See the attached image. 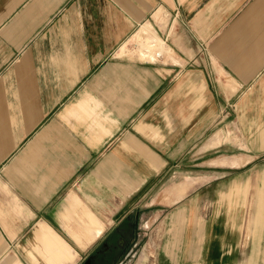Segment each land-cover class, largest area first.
<instances>
[{
  "label": "crops",
  "instance_id": "crops-1",
  "mask_svg": "<svg viewBox=\"0 0 264 264\" xmlns=\"http://www.w3.org/2000/svg\"><path fill=\"white\" fill-rule=\"evenodd\" d=\"M228 115H264V0H0V264H23L7 256L21 240L32 264H72L52 226L86 251L104 228L96 211L114 215L168 169L209 177ZM259 177L242 264L264 257ZM196 181L175 185L172 203ZM204 190L202 216L186 204L185 245L164 231L160 253L231 263L242 202ZM152 204L135 207L141 221Z\"/></svg>",
  "mask_w": 264,
  "mask_h": 264
},
{
  "label": "rangeland",
  "instance_id": "rangeland-1",
  "mask_svg": "<svg viewBox=\"0 0 264 264\" xmlns=\"http://www.w3.org/2000/svg\"><path fill=\"white\" fill-rule=\"evenodd\" d=\"M252 116L254 117V119L251 118L250 115L239 116V119H237L238 117H234L233 115L227 116L225 121L228 124V129H226L225 131L222 130L221 132H224L226 134L225 139L227 140L228 144H226L225 147L221 148V152H211L210 155H206L204 157L206 159L205 162L210 160L211 173L209 177H200L203 176L201 175L202 172H198L196 169L194 172H191V175L196 176L191 177L190 175L186 174L185 171L181 172L180 175L177 176L175 173L176 170L168 169L167 177L155 178L153 182L150 183V185L145 189V191L143 190L142 192L136 194V196H134V199L130 198V200L124 204V209L129 210L131 208H135L138 203H150V201H153L154 203L147 206V208L144 209V212L142 213V224L143 227L146 226V228L142 230V241L136 255L138 264H223V261L219 262L220 259H213V257L203 259L199 257L195 261L193 258L187 259V257L184 255L178 256L179 254L177 253H174L175 257L172 256V261L170 257L173 253H160L161 243L163 242V245H166L167 243V241L165 240L166 236L164 235L163 241L161 242V235L164 233V231H167L169 234L167 238L169 240L168 243H170V241L171 245L178 243L179 248L184 246L186 238V235L184 234V223L185 217L187 218L186 204H190L189 208H192V214L193 210H195V214L200 217L203 215V210L201 209L202 204H199V202H203L202 194L204 188L207 197L206 200H208L209 198V200L213 201L214 194L218 191L220 192V194H222V197H225L226 194L224 193H227L229 191V187L231 186V184H233V182L242 184V187H240L239 190L235 189L229 192V195H227L226 197L228 199L232 197L235 199H233L234 201L239 202L240 200L242 202V208H239L237 210L240 225L242 224V232L240 239L241 242L239 243L240 253H234L231 259V263L227 264H242L246 261V258L254 247L252 246L253 236L251 230L249 232V229H247L249 223L248 216H251L252 212L255 211L253 207L254 191L258 187L262 186V181L260 180L259 176L262 171H264V141L262 142L261 140H259L260 132L264 130L260 129V127L264 126V115H261L258 119H256L258 115ZM236 121L237 123H235ZM238 122H242L243 126L247 124H253V126L257 128L240 130L238 128ZM230 160H237L240 162L238 164H233L230 163ZM200 163H202V160ZM199 167L202 168V166H199L197 164L196 160V165L194 168ZM220 168L225 169L226 171H234L235 173L218 177L217 175L219 173L216 174L213 171ZM222 169H220V171L225 174V171H223ZM189 178L197 179L196 183H193L186 188L184 196L179 199V202L172 203L174 193L171 191V189L175 185L180 184ZM183 185L184 184H180V187H182ZM144 192H146L145 195ZM158 200L163 204H159L158 202H156ZM166 205H169L168 210L166 209ZM114 211V209H100L95 212L94 216L96 217L97 221L101 222L103 227L105 228L111 222ZM180 211H183L184 215ZM177 212H180L182 216L181 221H178L179 224L175 220ZM192 214L190 215V218L192 217ZM65 221L68 222L67 226L75 228L76 225L72 219H67ZM52 228L59 235H61L76 251L75 260L72 263L75 264L77 261H79V259H81V257L84 256L86 251H83L84 248H80V246L71 239L66 231L65 225H63V227L52 226ZM260 245L261 249L264 252V241H262ZM13 247L15 250H18V252L7 253V256H9L10 258L18 257L23 264H32L31 262H29L30 260L28 259L26 254L28 252L25 250L32 247L30 246V244H28L27 240L16 241L13 244ZM261 264H264V257L262 258Z\"/></svg>",
  "mask_w": 264,
  "mask_h": 264
},
{
  "label": "flooded vegetation",
  "instance_id": "flooded-vegetation-1",
  "mask_svg": "<svg viewBox=\"0 0 264 264\" xmlns=\"http://www.w3.org/2000/svg\"><path fill=\"white\" fill-rule=\"evenodd\" d=\"M142 221L139 208L122 207L75 264H138L136 255L146 228Z\"/></svg>",
  "mask_w": 264,
  "mask_h": 264
}]
</instances>
